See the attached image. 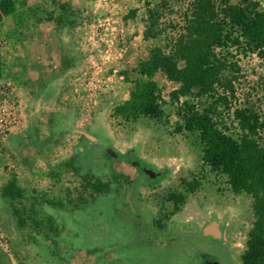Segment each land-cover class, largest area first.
Here are the masks:
<instances>
[{"label":"rangeland","instance_id":"1","mask_svg":"<svg viewBox=\"0 0 264 264\" xmlns=\"http://www.w3.org/2000/svg\"><path fill=\"white\" fill-rule=\"evenodd\" d=\"M35 1L15 0V15L0 14V125L5 115L14 122L0 137V264H241L254 222L252 199L235 195L228 178L205 163L199 135L182 130L185 103L210 101L178 96L182 85L161 71L154 79L164 112L159 121L118 117L115 110L124 99L103 100V106L89 100L81 108L63 104V95L56 101L49 87L41 89L45 80L34 78L52 65L23 58V30L50 18V5ZM250 1L264 12V0ZM48 2L62 7L58 24L65 26L66 20L72 27L74 21L61 14L67 11L64 5ZM116 7L156 35L154 49L169 55L187 37L197 0H118ZM41 8L46 15L35 13ZM262 53L242 45L221 57L226 76L235 80L232 107L249 99L264 121ZM125 80L133 82L126 88L132 92L145 81L139 74ZM219 117L237 139L241 133L230 111L223 109ZM13 178L25 191L16 208L26 216L34 204L40 218H55L60 242L17 227L12 202L2 195ZM96 181L109 184L107 193L88 188ZM174 194L184 201L175 204ZM46 199L64 208L43 204Z\"/></svg>","mask_w":264,"mask_h":264},{"label":"trees","instance_id":"2","mask_svg":"<svg viewBox=\"0 0 264 264\" xmlns=\"http://www.w3.org/2000/svg\"><path fill=\"white\" fill-rule=\"evenodd\" d=\"M15 0H0L2 18L15 15ZM194 19L189 22L188 35L175 46L174 54H166L156 48L149 61L139 65V75L145 79L137 82L131 99L115 110L118 117L137 121L141 117L159 121L164 112L160 105V90L155 75L161 71L169 81L182 85L178 96H196L199 101H210L206 105L185 103L182 111L184 131L198 134L204 149V161L211 171L225 175L235 195H247L252 199L254 222L248 234L246 250L241 264H264V121L259 110L247 99L244 106L232 107L237 92L234 78L227 77L228 67L221 57L223 51L246 45L251 51H264V12L257 3L241 0H197ZM145 38L156 35L145 34ZM185 39H187L185 41ZM185 62L181 68L179 62ZM3 61L0 55V80ZM197 91L195 94L194 92ZM229 110L238 124L240 135L236 139L230 128L221 123L220 115ZM88 188L105 194L109 184L101 181L88 183ZM193 187L191 192H195ZM9 199L12 215L20 230L32 228L44 232L53 242H60L61 232L53 217L42 219L36 205H32L24 216L14 202L25 198V191L16 178L2 189ZM175 204L184 201L183 195H171ZM43 204L55 209L64 205L46 199Z\"/></svg>","mask_w":264,"mask_h":264},{"label":"crops","instance_id":"3","mask_svg":"<svg viewBox=\"0 0 264 264\" xmlns=\"http://www.w3.org/2000/svg\"><path fill=\"white\" fill-rule=\"evenodd\" d=\"M48 1L35 2L38 6L50 5V18L23 30L25 63L52 65V69L35 73V79L46 81L41 89L49 87V94L56 96V101L63 95V104L79 108L89 100L101 106L103 100L128 102L132 90L126 88L134 84L125 78L139 74V65L149 61L156 40L145 38L146 29L137 19H126L121 9H109L100 0H56L67 10L61 14L74 21L72 27L66 20L65 26H60L56 15L62 7H52ZM41 10L35 13L46 15V9ZM99 27L103 29L98 30ZM99 31L104 37L102 43L98 40ZM119 36L126 46L124 54L117 50Z\"/></svg>","mask_w":264,"mask_h":264},{"label":"built area","instance_id":"4","mask_svg":"<svg viewBox=\"0 0 264 264\" xmlns=\"http://www.w3.org/2000/svg\"><path fill=\"white\" fill-rule=\"evenodd\" d=\"M106 7H108L109 9H112L114 6H116L118 0H100ZM103 29V27H99L98 30ZM98 36V40L102 43L103 42V35H101V32L99 31V33L97 34ZM117 41H118V45H117V50L119 51V53L124 54L126 51V46L123 42V38L122 36L117 37ZM92 79V82H94V79ZM93 93V92H92ZM5 103L8 101V99L4 100ZM6 117H4L1 121V125H0V137L2 135L5 134L6 131H9L10 126H12L14 124V122L12 120H10V115H5Z\"/></svg>","mask_w":264,"mask_h":264}]
</instances>
